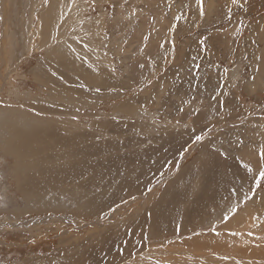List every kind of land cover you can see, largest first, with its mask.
Returning a JSON list of instances; mask_svg holds the SVG:
<instances>
[{"label":"rangeland","instance_id":"rangeland-1","mask_svg":"<svg viewBox=\"0 0 264 264\" xmlns=\"http://www.w3.org/2000/svg\"><path fill=\"white\" fill-rule=\"evenodd\" d=\"M203 9L0 0V264H208L249 204L264 264V0Z\"/></svg>","mask_w":264,"mask_h":264},{"label":"crops","instance_id":"crops-1","mask_svg":"<svg viewBox=\"0 0 264 264\" xmlns=\"http://www.w3.org/2000/svg\"><path fill=\"white\" fill-rule=\"evenodd\" d=\"M250 208L253 209V205L249 204V206L244 208L242 211L237 212L234 216H232L231 220L226 222L225 231L228 235L226 233H224L226 237L217 236V238L222 239V241H226L229 239V242H232V243L221 247L224 250L225 249L228 250L227 252H218V249L213 250V248H211L213 251L207 253V255L211 256L210 262L208 264H219L218 260L220 258H223L226 255H229V254H230L232 264H244L245 261H250V258L241 259L242 258L241 256L243 254H245V252H237L238 250H242L243 248L235 249L237 246H239L241 238L243 236L247 235L249 232H251V230L256 226L255 224H252V222L250 220V215H249V209ZM246 218H247V220H246ZM263 229H264V227H262V229H260V230H263ZM197 243H201V241H197ZM203 243H205V242H203ZM208 245L212 247V244L209 242H208ZM206 247L207 246L205 245V248ZM210 253H211V255H210ZM236 253H240L241 258L236 257L235 256ZM200 254H201V252H200ZM221 254H223V255H221ZM201 255L203 256V254H201ZM212 257H213V259H212ZM214 260L216 261V263H214L215 262ZM236 260H238V262H236Z\"/></svg>","mask_w":264,"mask_h":264},{"label":"snow or ice","instance_id":"snow-or-ice-1","mask_svg":"<svg viewBox=\"0 0 264 264\" xmlns=\"http://www.w3.org/2000/svg\"><path fill=\"white\" fill-rule=\"evenodd\" d=\"M235 2H236V0H233V3H235ZM203 3H204V0H197V4L200 6V14L201 15L204 14ZM96 90L99 91V89H96ZM200 139H201V137H199V136L196 137V140H200ZM260 157H261V159H264V151H261ZM248 170L251 171V168H249ZM258 176H259V179L256 181V187L260 188V180H264V167H261L258 170ZM250 191H252V190L250 189ZM233 192H235V189L233 190ZM254 194L255 193L253 192V195ZM251 198L252 197L245 196V200H248V199H251ZM237 207H238V205H237ZM232 211L234 213L235 212V208H233ZM221 219L225 220V219H227V217L226 216H222ZM212 231H215V229H212ZM217 235H219V233H217Z\"/></svg>","mask_w":264,"mask_h":264},{"label":"bare ground","instance_id":"bare-ground-1","mask_svg":"<svg viewBox=\"0 0 264 264\" xmlns=\"http://www.w3.org/2000/svg\"><path fill=\"white\" fill-rule=\"evenodd\" d=\"M138 1V0H137ZM161 11V10H160ZM159 20L160 21H162L163 22V19H160L159 18ZM159 22V21H158ZM161 24H163V23H161ZM256 32H257V35H258V38L263 42V44H264V21L263 22H261L259 25H258V27H257V30H256ZM159 35V34H158ZM160 41V40H159ZM261 55H262V59H261V63H260V68L262 69V71H264V52H261ZM264 74V72L262 73V75ZM262 75H261V77H262ZM258 81L260 82V80H259V78H258ZM259 85H261L260 83H259ZM256 84H253V83H251L250 84V87L252 88V89H254V88H256ZM262 202H264V201H262ZM264 205V204H263ZM246 220H247V218H246ZM245 220V221H246ZM248 223V222H247ZM250 226V225H249ZM246 228V227H245ZM244 238L242 237L241 238V240H243ZM227 241V240H226ZM252 246V245H251Z\"/></svg>","mask_w":264,"mask_h":264}]
</instances>
